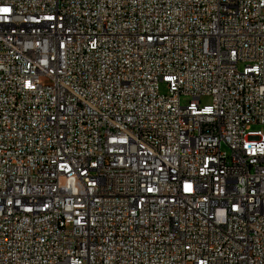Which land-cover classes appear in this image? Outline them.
<instances>
[{"label":"built area","instance_id":"2783aa9c","mask_svg":"<svg viewBox=\"0 0 264 264\" xmlns=\"http://www.w3.org/2000/svg\"><path fill=\"white\" fill-rule=\"evenodd\" d=\"M257 126L264 0H0V264H264Z\"/></svg>","mask_w":264,"mask_h":264},{"label":"rangeland","instance_id":"374dc122","mask_svg":"<svg viewBox=\"0 0 264 264\" xmlns=\"http://www.w3.org/2000/svg\"><path fill=\"white\" fill-rule=\"evenodd\" d=\"M42 83L44 84H49L50 82L47 79H42ZM167 92V88L166 86L162 85L161 86V93H166ZM183 105H186L190 102V98L188 97H182L181 100ZM201 104L202 105H210L212 104V98L210 96H204L201 98ZM255 130H263L264 131V126H257L254 128Z\"/></svg>","mask_w":264,"mask_h":264}]
</instances>
